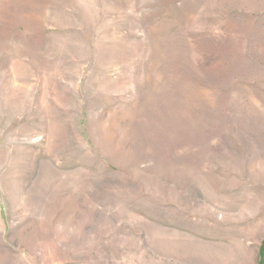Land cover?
Listing matches in <instances>:
<instances>
[{"label":"rangeland","instance_id":"374dc122","mask_svg":"<svg viewBox=\"0 0 264 264\" xmlns=\"http://www.w3.org/2000/svg\"><path fill=\"white\" fill-rule=\"evenodd\" d=\"M0 264H264V0H0Z\"/></svg>","mask_w":264,"mask_h":264}]
</instances>
